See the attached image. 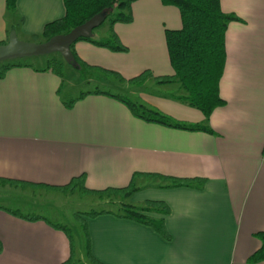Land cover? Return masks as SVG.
<instances>
[{"label":"crops","instance_id":"obj_1","mask_svg":"<svg viewBox=\"0 0 264 264\" xmlns=\"http://www.w3.org/2000/svg\"><path fill=\"white\" fill-rule=\"evenodd\" d=\"M220 4L223 13L235 17L225 35L219 83L224 105L206 122L199 110L173 96L153 94L149 95L153 100L138 102L176 123L206 124L210 133L145 122L102 91L63 99L64 77L40 71L42 67H15L0 79V178L62 186L84 175L88 189L104 190L124 188L134 174H141L135 181L137 191L126 200L0 185V264L66 262L68 236L51 224L81 231L82 255L88 264H94L92 259L100 264H249L248 258L260 248L255 234L264 231V0ZM64 14L63 0H17L12 12L0 0V42L6 43L12 30L20 40L29 41ZM132 15L131 24L113 27L127 52L113 53L79 41L76 54L88 65L126 79L145 70L154 76L171 75L165 30L180 29L178 10L160 0H139L132 5ZM150 83L164 86L151 78L138 85ZM168 87L182 94L178 84ZM145 174L200 178L203 183L172 187ZM94 198L118 210L121 204L139 208L146 202L163 203L167 215H145L164 220L170 240L103 207L99 211L107 213L91 219L81 216L87 211L79 214L86 234L76 221L77 210L84 206L78 202ZM8 210L41 219L25 220ZM72 239V264H77Z\"/></svg>","mask_w":264,"mask_h":264},{"label":"trees","instance_id":"obj_2","mask_svg":"<svg viewBox=\"0 0 264 264\" xmlns=\"http://www.w3.org/2000/svg\"><path fill=\"white\" fill-rule=\"evenodd\" d=\"M16 1L17 0H5L6 9L9 12L15 11ZM137 1L139 0H63L65 9L63 18L47 24L42 34L32 37L29 42L43 43L54 36L67 34L92 17L100 13H105V21H109V37L105 40L98 41L92 38L79 39L77 42H88L96 47L106 49L113 53H125L128 49L120 42L113 31V27L117 24L129 25L133 22L132 5ZM160 2L163 6L176 8L180 14L181 20L180 29L165 30L168 60L173 71L171 75L154 76L151 71L145 70L136 77L126 79L118 72L88 65L78 57L74 50L75 44H73L71 46V52L76 61L75 68L81 67L84 70H99L106 77L113 78L120 83L132 85L141 84L147 78H151L156 85L178 84L182 94L173 98L199 110L207 122L214 109L221 107L225 103L220 97L219 83L223 74L226 58V29L228 24L235 20V17L222 12L220 0H160ZM3 44L5 43L0 42V45ZM21 66H26L21 60L0 63V79L3 78L9 70ZM67 67L70 66L67 65L59 55L52 54L47 56L44 67L39 70H50L63 79ZM98 93L101 92L99 91ZM105 94L122 102L135 118L145 122L157 123L188 131L211 132L206 124H181L172 122L168 117L154 110H149L142 105L134 104L128 98L108 93ZM84 95L85 93L81 94L75 100L65 103L66 107H70L75 101L84 97ZM139 175L141 174H134L129 184L124 188H107L104 190L88 189L84 185V175L74 177L67 184L62 186H42V184H32L3 178H0V185L12 186L20 189L27 187H44L62 193H78L81 196L93 195L99 198L119 196L123 200H126L137 191L138 188L135 185V181ZM145 175L164 180L172 187H187L193 184L203 183V179L200 178H175L159 174ZM120 211L122 215H119V217L147 226L166 241L170 240L164 220L153 219L145 215L150 212L167 215L169 210L163 203L146 202L143 207L139 208L129 204H121ZM10 212L25 220L36 221L41 219L40 217L22 216L16 211ZM105 213L107 212L90 211L81 216L91 219ZM76 217L82 230L87 234L85 220L81 219L79 214ZM51 226L67 234L70 242V257L62 264H72L71 255H73V239L70 229L58 224H51ZM255 237L260 242V248L248 258L247 262L249 264H256L264 261V231L256 233ZM1 248L0 244V252ZM87 255L92 259L90 256L89 241H87ZM92 261L94 264H100L94 259H92Z\"/></svg>","mask_w":264,"mask_h":264},{"label":"rangeland","instance_id":"obj_3","mask_svg":"<svg viewBox=\"0 0 264 264\" xmlns=\"http://www.w3.org/2000/svg\"><path fill=\"white\" fill-rule=\"evenodd\" d=\"M109 21H105L100 27H98L96 30L92 32V39L95 41L98 40H105L110 35L109 30ZM47 60V56L44 57H35V58H25L21 59V62L25 65L32 66L34 68H41L44 67L45 61ZM75 68V67H73ZM93 79L97 81H101L102 79L105 80L103 84H100L99 82H92V83H83L80 82V79ZM78 79V82H77ZM118 83L115 79L106 77L100 72H87L81 67L71 69V67H67L64 72V86L61 91V96L63 99H72L74 96L79 95L81 92H87V91H102L108 94L112 95H120L122 97L128 98L131 100L134 104H138V102H141L139 98L145 99H152V97H149V95L154 96L153 94H160L164 97H174V95H179V91L176 87H168V85H164L163 87L155 86L153 83L146 84L143 86L140 85H122L118 86ZM145 107V106H144ZM165 107V106H163ZM149 110H154L161 115H164L167 117L164 112L158 111L154 108L146 107ZM164 109V108H163ZM169 118V117H168ZM170 119V118H169ZM174 122L173 120H171ZM2 186V185H1ZM78 194V193H76ZM85 200V201H84ZM92 200V201H90ZM76 202V201H75ZM77 203V202H76ZM79 204H84L83 208H79L77 210L78 214L82 213V211L90 212L92 211H99L100 209H107L109 211L113 212H121L120 210L113 208L112 206H109L108 208L104 207V205L98 203L96 199H83L81 202H78ZM76 211V210H75ZM77 223H79L78 219H76ZM74 238V243L76 246V253L79 257V260L77 259V264H88L86 262V259L84 258L83 254V248H84V240L81 235V231L79 229H75L74 231L70 232ZM82 261V262H81Z\"/></svg>","mask_w":264,"mask_h":264},{"label":"water","instance_id":"obj_4","mask_svg":"<svg viewBox=\"0 0 264 264\" xmlns=\"http://www.w3.org/2000/svg\"><path fill=\"white\" fill-rule=\"evenodd\" d=\"M105 18V13H100L75 27L69 33L54 36L43 43L22 41L18 38L16 31L12 30L7 42L0 45V63L57 54L67 65L75 67L76 61L71 52V46L76 44L79 39L91 38L92 32L100 27Z\"/></svg>","mask_w":264,"mask_h":264}]
</instances>
